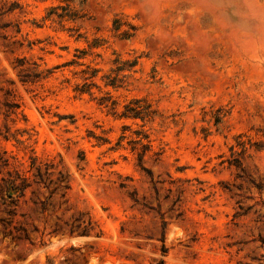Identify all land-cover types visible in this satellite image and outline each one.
Instances as JSON below:
<instances>
[{"label": "rangeland", "instance_id": "374dc122", "mask_svg": "<svg viewBox=\"0 0 264 264\" xmlns=\"http://www.w3.org/2000/svg\"><path fill=\"white\" fill-rule=\"evenodd\" d=\"M83 1L0 0V264H264V0Z\"/></svg>", "mask_w": 264, "mask_h": 264}, {"label": "trees", "instance_id": "16d2710c", "mask_svg": "<svg viewBox=\"0 0 264 264\" xmlns=\"http://www.w3.org/2000/svg\"><path fill=\"white\" fill-rule=\"evenodd\" d=\"M60 1L64 2V3H68V4H73L76 0H60ZM80 2L84 3L83 0H80ZM63 11H64V9H63ZM57 17L60 18L61 20H64L65 18H67L68 20H71V21H76V20L81 19V17H78V15L76 13L74 14V12H72L71 15H66V16H64L62 14L61 15L58 14ZM96 72L97 71H95V73ZM92 77H95V75H93ZM111 86H113V88H119V86H117L116 84H111ZM89 88H90V85H85L84 87H82L81 89H78L77 91L79 93H81V94L90 93V89ZM141 103H142L141 100H137L135 102L136 105H140ZM147 116L148 115H146V113L144 112V109L141 106H138L137 108H129V107H127L126 108V112L123 113V115H122V117H124V118H133V119H141V120H145V118ZM137 137H138V140L135 141V143L137 145L141 146V151L138 153L139 165L149 176H151L150 171L148 169H146L145 167H143V165H142V161H143V159L145 157V154L147 152L151 151V144H150V141H149V137L144 132H138L137 133ZM133 150H136V148L134 147ZM237 167H239V165H237ZM38 177H40V179L42 178L41 175H38ZM262 244L264 245V240H262ZM162 253L166 254V249L165 248L162 249ZM156 264H164V261H159Z\"/></svg>", "mask_w": 264, "mask_h": 264}]
</instances>
